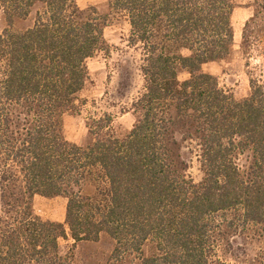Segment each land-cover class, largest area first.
Instances as JSON below:
<instances>
[{
	"label": "trees",
	"instance_id": "trees-1",
	"mask_svg": "<svg viewBox=\"0 0 264 264\" xmlns=\"http://www.w3.org/2000/svg\"><path fill=\"white\" fill-rule=\"evenodd\" d=\"M251 1L240 47L259 65L237 102L201 71L230 54L236 0H108L139 51L141 88L118 112L135 121L119 135L118 116H90L81 147L63 138L62 117L83 105L87 62L109 55L106 18L74 0H0V264H74L59 242L101 235L114 244L106 264H227L232 237L255 229L264 240V0ZM36 4L33 25L13 30ZM183 143L195 146L199 182ZM34 196L65 198L63 222L34 216Z\"/></svg>",
	"mask_w": 264,
	"mask_h": 264
},
{
	"label": "rangeland",
	"instance_id": "rangeland-1",
	"mask_svg": "<svg viewBox=\"0 0 264 264\" xmlns=\"http://www.w3.org/2000/svg\"><path fill=\"white\" fill-rule=\"evenodd\" d=\"M79 10L87 14L94 9L107 20L103 35L109 49V55L98 53L87 62L89 81L85 90L80 94L79 100L83 103L78 113L62 117L63 138L71 143L85 147L91 141L85 120L93 115L101 116L104 113L118 116L113 126L119 135L131 130L134 124L132 113L119 114V108L129 107V101L139 93L141 77L138 72L139 51L128 47L130 27L127 20L113 14L108 6V0H74ZM36 4L25 20H17L12 28L23 31L33 25L35 14L41 10ZM253 6L251 0H236L231 15V25L234 34L233 46L228 57L222 61L205 64L201 71L214 77L219 87L229 93L239 102L249 95V73L259 65V59L252 57L248 60L241 50V33L244 24L252 16ZM6 24L0 10V33ZM182 56H188L186 50L180 51ZM249 61V65L246 62ZM188 78L181 71L179 81ZM94 116V117H95ZM179 139V136L176 137ZM193 143H183L180 151L183 160L189 165L188 174L194 182H199L201 173L195 156ZM239 167L244 170L251 163V154L246 152L237 156ZM91 192L90 188L85 193ZM66 200L63 197L43 198L34 196L32 201L33 215L43 221L62 223L65 215ZM113 241L101 235L96 242H74L67 238L59 242L61 255L71 254L74 264H106L113 250ZM264 256V240L255 229L238 234L229 240L228 245L220 248L219 258L227 264H260Z\"/></svg>",
	"mask_w": 264,
	"mask_h": 264
}]
</instances>
